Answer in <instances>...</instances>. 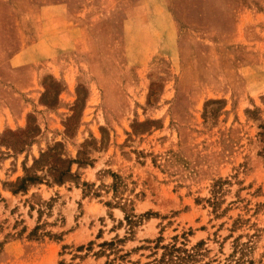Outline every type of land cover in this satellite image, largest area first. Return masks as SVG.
Returning a JSON list of instances; mask_svg holds the SVG:
<instances>
[{
    "label": "rangeland",
    "instance_id": "1",
    "mask_svg": "<svg viewBox=\"0 0 264 264\" xmlns=\"http://www.w3.org/2000/svg\"><path fill=\"white\" fill-rule=\"evenodd\" d=\"M136 1L0 0V264H264V0Z\"/></svg>",
    "mask_w": 264,
    "mask_h": 264
},
{
    "label": "crops",
    "instance_id": "2",
    "mask_svg": "<svg viewBox=\"0 0 264 264\" xmlns=\"http://www.w3.org/2000/svg\"><path fill=\"white\" fill-rule=\"evenodd\" d=\"M151 1L152 0H138L132 3L129 6V10L128 8L126 10L128 12L127 17L135 18L140 15H143L146 13L145 8L147 7L149 8L148 13H153L155 11L153 8L157 7L164 14L165 9L163 6V0H154L155 5L149 4ZM107 7L109 13H111V11L113 12L118 10V8L113 9V2H108ZM30 11L32 12V15H30L29 19L31 20V22H33L32 25L38 32L33 35V39L30 38V40L26 41V49H30L33 44H35L42 36L45 35V29L47 27L49 28V26L51 27V23L56 24L57 28L63 29L65 35L67 36V39L72 42L75 40V35L73 34V32L75 31V28H77V26H79V29L83 30H86V26H89L88 22L86 24L83 22L72 24L70 21L66 20L67 17L64 5L63 8L62 6L60 7L58 5H47L46 7L30 6ZM56 26L52 27L54 28ZM86 38L87 33H83L81 37L82 43H85ZM153 44H156L154 38Z\"/></svg>",
    "mask_w": 264,
    "mask_h": 264
},
{
    "label": "trees",
    "instance_id": "3",
    "mask_svg": "<svg viewBox=\"0 0 264 264\" xmlns=\"http://www.w3.org/2000/svg\"><path fill=\"white\" fill-rule=\"evenodd\" d=\"M70 177V170H66L64 173H60V178L57 179L58 182H61L63 180V177ZM112 177L114 179L112 189L116 193L118 192V189L120 187L119 185V176L112 174ZM38 178L37 177H31L27 176L26 178L22 179L23 182H28V181H36ZM127 219L129 217L127 216ZM129 221V220H128ZM200 246V243L197 244L193 249L190 251L186 249H182L179 247H176L175 245L172 246H165V254L163 255V259H167L168 261H171V263L175 264H196L198 263L197 257L200 256V249L198 248ZM238 246V247H237ZM245 244H237L236 247L239 248V251L235 252V255L231 256V259L229 260V263L227 264H251V262H248L244 260V254H243V247ZM235 247V248H236ZM239 253V257H236V254Z\"/></svg>",
    "mask_w": 264,
    "mask_h": 264
}]
</instances>
